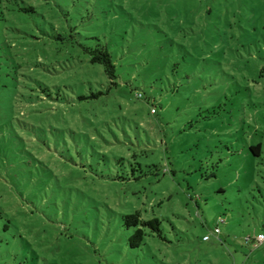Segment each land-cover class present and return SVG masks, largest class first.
<instances>
[{"label":"rangeland","instance_id":"rangeland-1","mask_svg":"<svg viewBox=\"0 0 264 264\" xmlns=\"http://www.w3.org/2000/svg\"><path fill=\"white\" fill-rule=\"evenodd\" d=\"M137 211L169 242L130 249ZM259 234L264 0H3L0 264H264Z\"/></svg>","mask_w":264,"mask_h":264},{"label":"trees","instance_id":"trees-1","mask_svg":"<svg viewBox=\"0 0 264 264\" xmlns=\"http://www.w3.org/2000/svg\"><path fill=\"white\" fill-rule=\"evenodd\" d=\"M3 0H0V7H2ZM25 9L24 11H32ZM86 54L90 57V63L93 65H101L104 67V71L108 79L111 81L112 85H117L118 73L117 64L112 53L105 47L98 46L97 48H83ZM101 93L93 95V97H98ZM141 98V95L140 97ZM88 99L81 97V100ZM250 151L255 157H260L262 155V144H258L250 147ZM215 173H212L210 177H214ZM123 223L126 229L132 230V234L128 239V245L130 249L137 250L142 249L146 246V239L148 236H153L159 240L169 242L165 234L162 221L157 218H151L145 220L142 218L141 212L137 211L133 214L123 216ZM221 241H223L221 239Z\"/></svg>","mask_w":264,"mask_h":264},{"label":"built area","instance_id":"built-area-1","mask_svg":"<svg viewBox=\"0 0 264 264\" xmlns=\"http://www.w3.org/2000/svg\"><path fill=\"white\" fill-rule=\"evenodd\" d=\"M226 223H227L226 219L223 218V217H220V218L218 219V221H217L216 227L214 228V231L212 232V234H213L215 237H217V238L220 239V236H221V234L223 233V226H225ZM209 240H211V236H210V235H209V236H208V235H207V236H204V241H209ZM220 241H221V239H220ZM251 242H252V241H251L250 238H246V239H245V243L250 244ZM253 242L255 243V246H258V245H260L261 243H263V242H264V234H259V235L257 236L256 240H254Z\"/></svg>","mask_w":264,"mask_h":264},{"label":"crops","instance_id":"crops-1","mask_svg":"<svg viewBox=\"0 0 264 264\" xmlns=\"http://www.w3.org/2000/svg\"><path fill=\"white\" fill-rule=\"evenodd\" d=\"M260 245H261V244H260ZM260 245H259V246H260Z\"/></svg>","mask_w":264,"mask_h":264}]
</instances>
